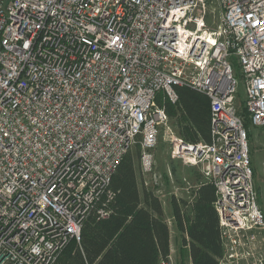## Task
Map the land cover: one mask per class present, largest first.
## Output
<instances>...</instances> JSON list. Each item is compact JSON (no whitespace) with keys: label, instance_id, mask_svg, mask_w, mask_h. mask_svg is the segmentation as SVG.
<instances>
[{"label":"built area","instance_id":"obj_1","mask_svg":"<svg viewBox=\"0 0 264 264\" xmlns=\"http://www.w3.org/2000/svg\"><path fill=\"white\" fill-rule=\"evenodd\" d=\"M233 59L264 141V0H0V264H56L94 211L109 218L135 145L158 184L162 135L215 188L220 264L256 262L264 212ZM176 88L210 100L209 143L174 132L157 100L176 106Z\"/></svg>","mask_w":264,"mask_h":264},{"label":"trees","instance_id":"obj_2","mask_svg":"<svg viewBox=\"0 0 264 264\" xmlns=\"http://www.w3.org/2000/svg\"><path fill=\"white\" fill-rule=\"evenodd\" d=\"M176 89V106L164 102L161 95L158 104L176 121L177 135L185 142L209 143L210 100L189 88ZM240 114L245 117L250 140L246 109ZM139 172V160L128 154L112 179L116 197L110 205L111 215L99 220L94 211L82 228L81 241L70 242L56 264H159L171 256V230L163 205L153 191L140 189ZM215 200L211 184L201 186L193 200H171L172 220L181 236L180 250L189 251L191 264H220L223 257Z\"/></svg>","mask_w":264,"mask_h":264},{"label":"rangeland","instance_id":"obj_3","mask_svg":"<svg viewBox=\"0 0 264 264\" xmlns=\"http://www.w3.org/2000/svg\"><path fill=\"white\" fill-rule=\"evenodd\" d=\"M219 18L220 12L218 10L213 11V9H211L206 20L210 30L214 31L218 28ZM231 65L234 75L238 81V108L240 112H243L245 108V87L241 67L234 59L231 61ZM171 125L177 135L178 129L176 121L171 120ZM246 125L247 129H249L251 133L249 143L253 161L254 183L258 191L261 209L264 212V141L261 137V130L253 127L250 120L246 122ZM159 141L160 142L156 150V173L159 178V183L155 184L152 178H143L139 172L140 189L143 191V189L146 188L153 191L163 205L165 219L171 230V247L174 251V254L172 255L174 264H191L188 250H180L181 236L173 223L170 203L173 197L180 199L183 197H189L186 189H189V186H193L196 183V179H194L193 176H190V174L196 173L198 177L200 175L202 176V174L197 168L184 165L180 160L174 158L170 146L165 141L164 135L160 137ZM138 148L139 147L135 145L128 154H130L134 161L139 160L140 166ZM258 260H264V231H262L259 235V247L256 252V262L239 263L260 264L261 262H257Z\"/></svg>","mask_w":264,"mask_h":264},{"label":"crops","instance_id":"obj_4","mask_svg":"<svg viewBox=\"0 0 264 264\" xmlns=\"http://www.w3.org/2000/svg\"><path fill=\"white\" fill-rule=\"evenodd\" d=\"M261 137H262V134H261ZM190 176H193L194 179H196L195 180L196 183L193 186L192 185L189 186V189H186L187 194L189 195V197L186 196L187 198L183 197L181 199L193 200L196 197V193L201 188V186L206 184L204 178L201 175H200L201 177L200 176L198 177V175L196 173H193V174H190ZM188 253H189V251H188ZM173 254H174V251L172 250V247H171V256ZM172 258H173V256H172ZM189 260H190V258H189Z\"/></svg>","mask_w":264,"mask_h":264}]
</instances>
